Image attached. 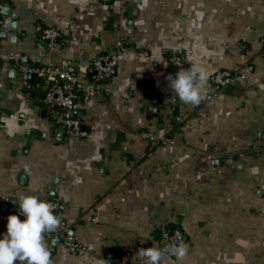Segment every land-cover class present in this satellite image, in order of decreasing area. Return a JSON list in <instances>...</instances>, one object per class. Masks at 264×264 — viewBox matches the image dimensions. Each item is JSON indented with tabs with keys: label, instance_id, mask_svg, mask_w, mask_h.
I'll return each instance as SVG.
<instances>
[{
	"label": "crops",
	"instance_id": "1",
	"mask_svg": "<svg viewBox=\"0 0 264 264\" xmlns=\"http://www.w3.org/2000/svg\"><path fill=\"white\" fill-rule=\"evenodd\" d=\"M173 54L238 78L222 92L208 78L213 100L185 104L167 80ZM100 56L118 59L103 82ZM21 65L76 77L87 138ZM19 194L65 205L54 264H143L138 250L175 229L188 255L169 264H264V0H0V238Z\"/></svg>",
	"mask_w": 264,
	"mask_h": 264
},
{
	"label": "clouds",
	"instance_id": "2",
	"mask_svg": "<svg viewBox=\"0 0 264 264\" xmlns=\"http://www.w3.org/2000/svg\"><path fill=\"white\" fill-rule=\"evenodd\" d=\"M160 63L167 67L163 60ZM208 78L207 69L197 64L177 71L175 76H167L169 88L179 101L193 106L206 98ZM18 204L24 219L22 221L18 215L7 217V231L0 238V264H54L46 236L62 223L54 214L55 205L30 194H19ZM137 254L143 264H169L172 257L183 261L188 255V245L182 238L179 242L174 239L163 249L156 246L141 248Z\"/></svg>",
	"mask_w": 264,
	"mask_h": 264
},
{
	"label": "built area",
	"instance_id": "3",
	"mask_svg": "<svg viewBox=\"0 0 264 264\" xmlns=\"http://www.w3.org/2000/svg\"><path fill=\"white\" fill-rule=\"evenodd\" d=\"M43 38L48 43L49 48L54 49L58 45L60 33L56 29H45ZM170 69L175 73L179 70L189 68L186 59L181 54H173L169 59ZM118 67V59L115 56H100L91 64V71L95 74V79L99 82L110 79ZM19 72L22 79L27 82L30 75L34 74L38 79L42 80L46 86L44 104L53 111L57 112L63 121V126L67 132L77 140H82L88 137V132L83 129L82 119L78 116L79 105L74 98V90L76 85V77L69 73L65 66L58 67H39L21 65ZM238 76L230 70H220L212 74L209 78L216 92H222L226 88L232 86ZM214 95H206V98L198 105L202 106L212 101ZM174 141L169 138H164L161 144H173ZM49 203L55 205L54 214L61 218L60 227L53 233L46 236L47 242L61 241L69 232V227L64 217L65 205L53 199H47ZM17 215L23 221L24 217L20 215L19 206ZM183 239V233L179 229L171 232L169 243L172 240L179 242Z\"/></svg>",
	"mask_w": 264,
	"mask_h": 264
},
{
	"label": "water",
	"instance_id": "4",
	"mask_svg": "<svg viewBox=\"0 0 264 264\" xmlns=\"http://www.w3.org/2000/svg\"><path fill=\"white\" fill-rule=\"evenodd\" d=\"M44 42H45L46 45H48V43L46 41H44ZM28 80H29L30 83L35 84V83L38 82V77L36 75L32 74V75L29 76ZM75 100H76V97H75ZM52 244L53 245H58L59 242L57 240H54V241H52Z\"/></svg>",
	"mask_w": 264,
	"mask_h": 264
}]
</instances>
